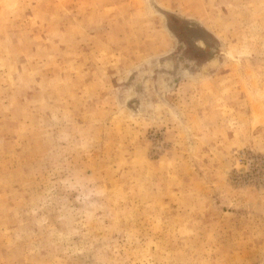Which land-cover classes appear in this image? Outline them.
<instances>
[{
	"label": "rangeland",
	"instance_id": "rangeland-1",
	"mask_svg": "<svg viewBox=\"0 0 264 264\" xmlns=\"http://www.w3.org/2000/svg\"><path fill=\"white\" fill-rule=\"evenodd\" d=\"M0 264H264V0H0Z\"/></svg>",
	"mask_w": 264,
	"mask_h": 264
}]
</instances>
